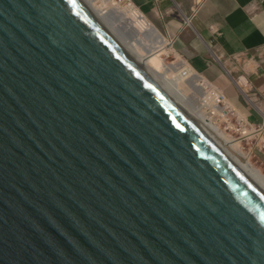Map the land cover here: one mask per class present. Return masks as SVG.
Masks as SVG:
<instances>
[{
  "label": "water",
  "instance_id": "1",
  "mask_svg": "<svg viewBox=\"0 0 264 264\" xmlns=\"http://www.w3.org/2000/svg\"><path fill=\"white\" fill-rule=\"evenodd\" d=\"M0 264H264V187L77 0H0Z\"/></svg>",
  "mask_w": 264,
  "mask_h": 264
},
{
  "label": "crops",
  "instance_id": "2",
  "mask_svg": "<svg viewBox=\"0 0 264 264\" xmlns=\"http://www.w3.org/2000/svg\"><path fill=\"white\" fill-rule=\"evenodd\" d=\"M172 49L247 119L264 127V0H130ZM189 18L190 24L183 22ZM244 76L245 101L230 76Z\"/></svg>",
  "mask_w": 264,
  "mask_h": 264
},
{
  "label": "bare ground",
  "instance_id": "3",
  "mask_svg": "<svg viewBox=\"0 0 264 264\" xmlns=\"http://www.w3.org/2000/svg\"><path fill=\"white\" fill-rule=\"evenodd\" d=\"M77 1L177 108L200 125L212 141L244 166L264 187V175L248 160L243 161L244 156L240 149L237 150V142L217 128L216 119L228 113L232 115V107L227 103L221 106L214 88H206L207 82L177 55L178 59L172 64L159 60L160 54L166 52L168 40L137 8L131 4L121 6L114 0ZM107 17L110 22L106 20ZM235 116L240 120L241 117ZM242 129L252 136L250 127Z\"/></svg>",
  "mask_w": 264,
  "mask_h": 264
},
{
  "label": "rangeland",
  "instance_id": "4",
  "mask_svg": "<svg viewBox=\"0 0 264 264\" xmlns=\"http://www.w3.org/2000/svg\"><path fill=\"white\" fill-rule=\"evenodd\" d=\"M115 3L124 6L125 4L122 3L120 0H114ZM99 3L96 4V6ZM135 7V6H134ZM108 22H110V18H106ZM116 31V30H115ZM161 33V32H160ZM117 34V33H116ZM162 34V33H161ZM163 35V34H162ZM164 36V35H163ZM165 37V36H164ZM166 38V37H165ZM167 39V38H166ZM168 40V39H167ZM166 52L161 53L159 56V60L164 64H172L174 63L178 58H176V53L170 46V41L168 40V45L165 47ZM166 54V55H164ZM178 56V55H177ZM179 57V56H178ZM180 58V57H179ZM182 59V58H181ZM236 78V76H233ZM227 111V109H226ZM197 115V113H195ZM233 116L231 113H228L227 115L221 116L216 119L217 128L225 133V135L230 136V139H234L235 142L238 144L237 150L244 156L243 161H247L258 171H260L261 174L264 175V141L261 139V137L251 138L248 136L249 134L244 133V129L240 128H234L231 121H234L232 118ZM221 123H224V126H221ZM238 130V131H236ZM241 135H240V133ZM238 134V135H237ZM243 134V135H242ZM250 138L246 140H239L238 138ZM247 136V137H246ZM229 138V137H228Z\"/></svg>",
  "mask_w": 264,
  "mask_h": 264
},
{
  "label": "built area",
  "instance_id": "5",
  "mask_svg": "<svg viewBox=\"0 0 264 264\" xmlns=\"http://www.w3.org/2000/svg\"><path fill=\"white\" fill-rule=\"evenodd\" d=\"M120 1L124 4H130V0H120ZM194 2L196 4H198L199 2H201V0H194ZM185 21H186V24H188L189 18H187ZM183 74H185V72H183ZM233 81H234V85L240 91V93L247 100H250L251 98L249 96H251V88L249 86L248 80L244 76L238 75L236 78L233 79ZM206 82L208 84V85H206V88L211 89L213 87L214 90L216 91V93H218L217 102L220 103L221 106H225L227 103L230 107H232L231 108L232 109V116H233L232 118L234 119V121H231V122H232L233 127L237 128V129H240L241 127L242 128L246 127L249 129V127H250L253 131L251 138L261 137V139L264 141V127H263V125L262 124L261 125L256 124V123L248 120L242 114H239V112L227 101V99L225 98V96L222 94V92L220 90H218L215 86H213L208 81H206ZM221 106H218V107L221 108ZM235 114H237L239 117H241L240 120H238V117L235 116ZM221 126H224V123H221ZM237 139L246 140V139H250V138H244V137L238 138L237 137Z\"/></svg>",
  "mask_w": 264,
  "mask_h": 264
},
{
  "label": "clouds",
  "instance_id": "6",
  "mask_svg": "<svg viewBox=\"0 0 264 264\" xmlns=\"http://www.w3.org/2000/svg\"><path fill=\"white\" fill-rule=\"evenodd\" d=\"M130 4L132 5V6H134L133 4H132V2L130 1ZM136 8V7H135ZM184 19H183V22H184V24H186V19H187V17H183ZM190 24V21H189V23L188 24H186V25H189ZM169 40V39H168ZM170 41V46L172 47V40H169ZM176 53V52H175ZM177 54V53H176ZM181 58V57H180ZM183 59V58H182ZM184 60V59H183ZM185 61V63H186V65H188V63H187V61L186 60H184ZM189 66V65H188ZM190 67V66H189ZM191 68V67H190ZM194 71V70H193ZM195 72V71H194ZM198 74V73H197ZM198 75H200V74H198ZM200 76H202V75H200ZM238 76V75H237ZM236 76V77H237ZM203 77V76H202ZM204 78V77H203ZM230 78H231V82H232V84L234 85V81H233V79L235 78V77H233V76H230ZM205 79V78H204ZM206 81H208L207 79H205ZM209 82V81H208ZM209 83H211V82H209ZM212 84V83H211ZM213 85V84H212ZM214 86V85H213ZM235 86V85H234ZM235 88H236V86H235ZM218 89V88H217ZM237 89V88H236ZM219 90V89H218ZM238 90V89H237ZM239 91V90H238ZM239 93H240V91H239ZM223 94V93H222ZM241 94V93H240ZM224 95V94H223ZM241 96H242V98L245 100V101H247V102H249V103H251V96H249L251 99L250 100H247L242 94H241ZM226 98V97H225ZM228 101V100H227ZM229 102V101H228ZM230 103V102H229ZM231 104V103H230ZM232 105V104H231ZM233 106V105H232ZM234 107V106H233ZM235 108V107H234ZM236 109V108H235ZM237 110V109H236ZM238 111V110H237ZM239 112V111H238ZM240 113V112H239ZM240 114H242V113H240ZM243 115V114H242ZM244 116V115H243ZM245 117V116H244ZM261 117H264V115L263 114H261ZM249 120V119H248ZM257 124V123H256Z\"/></svg>",
  "mask_w": 264,
  "mask_h": 264
}]
</instances>
